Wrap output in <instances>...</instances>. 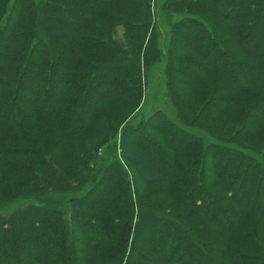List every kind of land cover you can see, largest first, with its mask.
<instances>
[{"label": "trees", "instance_id": "obj_1", "mask_svg": "<svg viewBox=\"0 0 264 264\" xmlns=\"http://www.w3.org/2000/svg\"><path fill=\"white\" fill-rule=\"evenodd\" d=\"M151 1L0 0V209L33 199L0 213V264H153L147 258L159 261L158 251L165 254L160 264H264V226L251 227V232L246 227L251 219L264 222V146L249 143L251 122L264 124V0H214L218 13L232 19L240 50L228 53L231 62L226 60L229 67L223 72L208 62L213 44L209 29L192 17L203 10V0H167L170 17L187 6L191 17L183 23L203 33L189 48L202 54L205 63L195 53L181 51L163 72L173 102L183 82L179 75H189L184 66L193 65L191 79L200 83L188 86L198 101L183 106L178 99L175 106L184 124L218 139L208 144L162 111L131 121L159 51ZM212 55L224 53L217 48ZM240 68L245 72L236 86L232 74ZM217 71L225 83L215 82L209 90L203 84L210 81L202 75ZM26 77L44 78L46 84L36 86L22 102ZM56 78L59 95L47 106ZM105 78L110 84L106 89L115 96L112 102L96 101L92 92ZM86 101L92 103L93 117L79 127L75 120ZM106 107L122 117L117 125ZM236 108L242 112L235 114ZM17 111L23 112L20 119L8 118ZM233 115L244 118L235 129L228 123ZM122 122L124 138L136 135V147L123 144L124 162L117 158L115 140ZM35 128L43 144L32 135ZM173 136L183 142L172 145ZM149 144L170 155L165 171L156 157L153 163L146 160ZM131 152L142 159L132 158ZM211 154L218 158L209 163ZM15 156H30L37 165ZM155 162L158 170L152 168ZM132 167L139 174H132ZM143 181L160 189L141 193ZM111 190L116 192L106 194ZM170 191L179 194L174 205L168 196L148 199ZM53 196L63 201L51 203ZM188 205L195 207L186 210ZM225 213H232L226 222L220 219ZM205 221L212 227L206 228ZM98 231L117 241L98 240L92 236Z\"/></svg>", "mask_w": 264, "mask_h": 264}, {"label": "rangeland", "instance_id": "obj_2", "mask_svg": "<svg viewBox=\"0 0 264 264\" xmlns=\"http://www.w3.org/2000/svg\"><path fill=\"white\" fill-rule=\"evenodd\" d=\"M204 3L203 5V10H201L200 12H196L195 15H192V17L197 20H201L203 23H201V26L203 29L208 28L212 37V41L213 44L210 46L208 53H209V60L208 62H210L209 64H216L218 68H220V70H222L224 67H229V65L227 64L226 60L231 62L230 56L228 55V53H232V55L234 56L233 53H239L240 50L236 45V36H235V32L233 30L234 25L232 24V19H229L227 17H223L221 16L218 11L216 10L215 6H214V0H203L202 1ZM167 0H152L151 1V7H152V11H153V22L158 30V53L157 55H155L154 61L156 59V62L154 63L153 66V70L151 71V73L149 74V77L146 81V86L144 88V98L143 101L141 103V106L139 107V109L136 111L135 115L131 118V121L136 122L139 121L141 118H147L150 117L154 114V112L156 111H162V113H164L170 120L173 121V123H178L179 125L185 127L186 129L190 130L191 132L201 135L204 140L206 141V143L208 144V141H217L218 139L216 137H214L213 135H211L209 132L197 128V127H193V126H189L184 124L180 118V113L176 108V103L178 104V99H182V104L183 106H185L186 104L189 103H193L195 104L198 101V98L196 97V92L194 90H191L188 86L192 85L193 83H196V81L192 80V71L194 70V67L191 63H186L184 66V70L187 71V73H189V75L186 74H180L179 78H182L183 82L180 84H178V89L176 88L177 92H178V96L174 97V101L172 102L170 99V96L168 95V87H167V80L164 74V70L165 67L167 66V64H171L174 59H177V56L181 53L184 52V54H194L195 52L191 51L189 46L191 47L193 45V43L195 44V36L200 37L202 33L201 29L200 31H198L196 28L194 27H190L187 24L183 23L184 21H187L188 18L185 19V17H187V15L189 14V11L187 10V6H185V9L183 10H179L174 12L171 17L168 15V9L169 7L166 6ZM205 10V11H204ZM204 11V13H203ZM178 21H181V23H177ZM208 26V27H207ZM134 34L140 35V33H137V30L133 29L132 31ZM136 35V36H137ZM180 45H184V47L188 48H184V47H180ZM217 48L221 49V52L224 53V56H219L217 58L212 57L213 53L215 51H217ZM183 51V52H181ZM90 52L87 50L86 53H83L85 55H88ZM170 53H174V54H170ZM139 55H141V53H138ZM196 54V53H195ZM170 55H171V59H170ZM143 56V53H142ZM196 56H198V61L205 63V60L201 55L196 54ZM90 58L92 57L91 54L89 56ZM151 57V56H149ZM226 58V59H225ZM172 62H171V61ZM153 61V62H154ZM197 70V69H196ZM211 72V71H210ZM245 71H243V68L240 69H234V73L232 74L233 76V82L234 85L238 86L241 85L242 83V76H244ZM207 74H209L208 72H206ZM212 75V74H210ZM203 78L206 80H209V84L206 86L205 84L204 87H206L207 89L211 90L214 88L215 82L217 83H225V80L223 78L220 77V74L217 71L216 75L213 76H205L202 75ZM26 83L24 85L23 88V92L20 93L22 96L20 97L21 101H25L27 100L28 96H30V94L32 93L33 89L36 86H39L40 84H43V82L46 81V79L41 78V79H35L32 80L28 77H26ZM0 81H1V74H0ZM60 82L59 78L54 79V88H57L56 90H53L52 93L50 94V98L48 101H46V105L50 106L52 104V100H54L56 98V96L59 95V88H60V84H58ZM200 83V79L197 81V83ZM196 83V85H197ZM46 84V82H45ZM174 84V83H173ZM110 85L108 78H105L104 80L98 82L96 85H94V87L92 89V92H94V98L96 99V101H101V100H110L112 102V100H114L115 96L114 94H109L108 90L106 89V86ZM235 88V87H234ZM236 89V88H235ZM56 91V92H55ZM236 93V91L233 89L231 91V93ZM213 95V94H212ZM55 97V98H54ZM217 98L219 100L220 97L217 96ZM16 100H19L18 98ZM175 102V103H174ZM220 102V101H217ZM204 101L201 102V104L203 105ZM200 104V105H201ZM92 103L90 101H86L81 108V114L78 117V120L76 122V124L79 125V127H82V125H84L86 122H88L89 119H91L93 117V112H92ZM214 104L209 105V107H213ZM79 108V109H80ZM217 109V106L214 107L213 111L215 112V110ZM105 110L109 111V115H110V120L113 122V124L117 125L122 117L119 116V113L117 111L112 110V108H105ZM103 110V111H105ZM77 112V110H76ZM212 112L211 114L213 115ZM235 114L236 113H241V109H235L234 110ZM127 114V112H125ZM183 115L184 113L181 112ZM23 112L17 111V113H8V118H12L14 120H18L22 117ZM125 114V115H126ZM79 115V113H78ZM120 117V118H119ZM213 119L212 116H210L209 119ZM244 118H237V116L233 115L232 118H230L229 120V124L230 125H234L232 126L233 129H235L238 123L242 124V120ZM216 121V120H215ZM251 134L249 135V143L254 144L256 146H264V132H263V126L264 124H259L255 121L251 122ZM124 126V122H122L120 124L119 130L116 133L115 136V140L117 141V158L124 162V158L122 156V153L125 151L124 150V146L125 145L126 148H130V147H136L134 146L135 144H133V138L136 137L135 134H132L130 136H127L126 138H124L122 136V128ZM78 127V128H79ZM77 130V129H76ZM76 130L74 132H76ZM74 132H72V134L74 135ZM31 133H34L32 135H34L37 139V142H39L40 144H43L41 141L42 139L39 137L40 134L38 132H36V128L33 129L31 131ZM154 133V132H152ZM154 136L157 137V139L161 140L160 136L156 133H154ZM247 138V137H246ZM245 138V139H246ZM245 141L248 142V140L246 139ZM181 142H183V138L178 137V136H173L172 138V145L177 146L178 144L180 145ZM168 145V144H167ZM123 146V147H122ZM150 150L149 153L151 154V157L146 158L147 161H151V163H153L154 158L157 159V162L160 164L161 170L165 171L166 168L168 167V164L171 160L170 155H167L166 151H163L164 147L162 148L160 145H150ZM239 146L242 149L247 150L248 152H250L251 154H254L256 157H260L261 156V152L260 151H256L253 150L251 148H249L248 146L244 145V144H239ZM248 148V149H247ZM135 154V155H134ZM138 153H134L131 152L130 156L132 158H140L138 155ZM218 155H213L211 154L209 157V163L213 162L214 158H218L216 157ZM19 161H21L22 163L26 164V165H37V161H33V158L29 157H25L22 158L20 156H15ZM154 157V158H152ZM142 159V158H140ZM144 160V159H143ZM140 162V160H138ZM140 164V163H139ZM142 164H145V162L141 161V166H143ZM147 165V164H146ZM145 165V166H146ZM152 168L154 170H158L156 167V162L154 163V166H152ZM129 171L133 174V171H135V173L139 174L138 171H136L135 169L129 168ZM152 176V175H150ZM134 182V180H133ZM140 183V182H139ZM214 183V180H211V185ZM134 184V183H133ZM116 186V185H114ZM160 189L159 186H157L154 183H145L143 181V183H141L140 186V192L144 193V194H153L155 190ZM107 190V189H106ZM115 190H111L110 192H106V194L108 193V195L114 194ZM165 191V190H163ZM116 192V191H115ZM167 192V191H166ZM121 194L123 195V193L121 192ZM163 196H168L166 197L168 202L173 204V201L175 200V197L179 198V194H176V192L174 191H170L169 193H164L161 195H156V196H149L148 199H160L163 200ZM31 202L33 201V199H28L27 201L21 202V201H16V202H11L9 203V205L5 208V209H0V213L1 214H8L11 213L13 211H15L16 209L21 208L25 202ZM38 201V200H36ZM51 203H55L58 204L61 201H63V197L60 196H53L52 199L50 200ZM174 205V204H173ZM180 206L178 207H173V209H178L179 212H182V210L179 209ZM195 206H186V210H190L192 208H194ZM167 209V208H166ZM184 209V208H182ZM170 210V209H168ZM177 210V211H178ZM185 210V211H186ZM227 217H225L224 214H222V216L220 217L221 220L225 221L228 220L227 218H229L230 216H232L231 214H227ZM226 218V219H225ZM232 219V218H231ZM206 222V228H211L212 227V222L211 221H205ZM226 222V221H225ZM247 223H251V226L248 225ZM260 226H264V222H261V220L259 219H251L250 221L246 222V227L248 229V231L251 232V227L258 229L260 228ZM250 227V228H248ZM165 228V226H164ZM200 230H202V233L204 232V225L201 226L199 228ZM223 230H225L224 228H222ZM97 231V230H96ZM120 233V232H118ZM95 236L98 240L105 238V237H109L112 239V241L116 242V238L115 235L113 234H107V233H103L101 231H98L97 233L93 232L92 236ZM93 236V237H94ZM171 242H175V237L172 239ZM57 246H60V242L55 243ZM171 250V248L166 252L169 253ZM159 253V261H155V259L153 258V256H149L147 259L148 261L153 264H160V262L163 260L165 254L163 253V256ZM40 263V262H39ZM9 264V263H8Z\"/></svg>", "mask_w": 264, "mask_h": 264}]
</instances>
